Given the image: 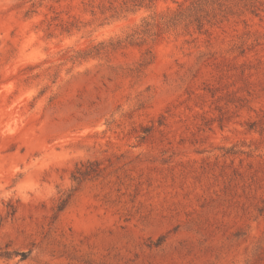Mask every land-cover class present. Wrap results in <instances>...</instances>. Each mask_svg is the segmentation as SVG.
<instances>
[{"label": "rangeland", "instance_id": "obj_1", "mask_svg": "<svg viewBox=\"0 0 264 264\" xmlns=\"http://www.w3.org/2000/svg\"><path fill=\"white\" fill-rule=\"evenodd\" d=\"M0 264H264V0H0Z\"/></svg>", "mask_w": 264, "mask_h": 264}]
</instances>
